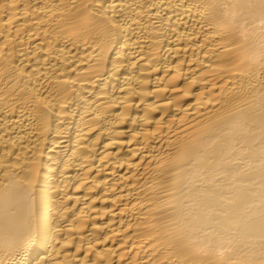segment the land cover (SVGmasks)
Instances as JSON below:
<instances>
[{
	"label": "bare ground",
	"instance_id": "1",
	"mask_svg": "<svg viewBox=\"0 0 264 264\" xmlns=\"http://www.w3.org/2000/svg\"><path fill=\"white\" fill-rule=\"evenodd\" d=\"M0 264H264V0H0Z\"/></svg>",
	"mask_w": 264,
	"mask_h": 264
}]
</instances>
